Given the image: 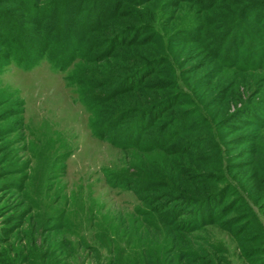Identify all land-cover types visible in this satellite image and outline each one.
I'll return each mask as SVG.
<instances>
[{
    "label": "rangeland",
    "instance_id": "374dc122",
    "mask_svg": "<svg viewBox=\"0 0 264 264\" xmlns=\"http://www.w3.org/2000/svg\"><path fill=\"white\" fill-rule=\"evenodd\" d=\"M161 1L157 6L162 5ZM198 2L181 1L171 18L174 29L200 15L202 6ZM32 3L28 0L27 6L30 8ZM89 4L90 0L79 9L73 29L80 26ZM110 5L105 3L103 8V3H97L93 12L97 28L109 20ZM204 14L203 10L201 15ZM13 15L18 24L28 25L26 16ZM49 22L53 23L51 14L47 21L42 20L38 31L49 30ZM164 26L165 23L160 24ZM7 27L0 26V31H6ZM62 30L63 25L58 21L51 34L60 42ZM97 32L88 33L89 38H96L97 44L93 48L86 44L81 46L85 51H81L83 55L71 59L68 65L55 67L47 55L38 59L40 48L28 51L27 46L13 52L17 59L6 60L0 65V117L20 111L0 119L2 264H147L146 256L153 264L171 262L169 257L174 253V244L155 212V207L162 205L164 200L155 195V190H143L137 195L126 186L113 184L118 178L141 182L149 173L160 170L164 151L147 147L149 135L156 131L159 120L148 116L145 131L132 130L135 131L133 144L129 147L117 145L119 140L115 138L111 141L101 136L103 97L112 89L97 84L101 83L97 79H103V65L113 58L104 55L109 50L103 43V36ZM12 33L16 44L22 46L16 38L17 32ZM239 36L237 32L233 35ZM243 42L240 36L238 43L241 45L236 48L240 54L239 63L252 59L248 57L250 41ZM225 55L226 49L221 53L222 57ZM260 74L264 75V69ZM132 115L114 128L113 133L127 127L128 135L135 116ZM18 118L23 125L15 128ZM13 128L16 130L6 133ZM96 128L100 129L99 136ZM250 131L251 128L239 124L222 131L225 136L223 150L233 154L231 165L249 160L245 152L243 154L246 144H241L239 138ZM260 132L258 143L264 151V127ZM239 171L237 167L233 169L238 178L234 181L246 194L248 204L253 205L255 220L247 222L246 204L243 206L244 201L238 200L234 201L230 214L231 218L240 220L233 224L234 229L241 231L238 236L218 223L202 224L193 231L179 230L182 244L177 248L194 252L197 264H204L207 258L213 264H253L245 256L244 249L253 253V260L264 261V209L259 204L255 206L248 197ZM153 198L159 201L157 205L151 200ZM232 199H236V195L226 196L223 203ZM219 203L222 204L220 199L209 208ZM186 220L192 221L193 217L182 215L177 221ZM225 221L221 218L220 222ZM238 237L243 242L239 243ZM177 261L186 264L184 260Z\"/></svg>",
    "mask_w": 264,
    "mask_h": 264
},
{
    "label": "trees",
    "instance_id": "16d2710c",
    "mask_svg": "<svg viewBox=\"0 0 264 264\" xmlns=\"http://www.w3.org/2000/svg\"><path fill=\"white\" fill-rule=\"evenodd\" d=\"M32 1L29 8L28 0H0V26H8L6 31H0V65L16 58L13 52L26 46L28 51L40 48L38 59L47 55L55 67L68 65L71 59L83 55L81 46L93 48L97 44L88 33L98 30L109 50L104 55L113 58L103 65V79H97L101 83L96 82L112 89L103 97L101 136L111 141L115 138L119 140L117 145L129 147L133 144L132 130L145 131L148 116L159 120L156 131L150 132L147 147L164 151L160 170L149 173L141 182L118 178L113 184L126 186L137 195L143 190H155V195L164 200L157 205L159 201L151 199L157 205L158 220L174 244L169 264H178V259L197 264L194 252L177 248L182 244L179 230L193 231L202 224L218 223L238 236L241 231L234 229L233 224L240 220L230 216L234 201H244L247 222H254V207L234 181L238 178L233 169L237 167L239 174L242 172L240 179L246 184L248 197L264 209V151L258 143L264 127V75L260 74L264 69V0H198L202 6L200 15L176 29L171 23L174 10L181 1L195 0H162L160 6L159 0H90L76 30V14L89 0ZM97 3H103V8L105 3L111 4L109 20L99 28L93 13ZM203 10L206 14L201 15ZM13 14L26 16L28 25L18 24ZM50 14L53 23L49 22V30L40 33L42 20L47 21ZM58 21L63 25L61 42L51 35ZM163 23L166 26L162 28ZM12 31L17 32L22 46L16 44ZM236 32L243 44L250 41L252 45L248 54L252 59L243 63H239L236 49L241 45L240 36L233 37ZM224 49L226 55L222 57ZM129 114L135 115L129 125L130 133L126 134L127 127L113 133ZM236 124L251 128L239 138L241 144H246L243 154L249 160L231 165L233 154L223 150L222 131ZM22 125L18 118L15 128ZM233 194L236 199L223 203L226 196ZM219 199L223 205L210 209ZM182 215L192 216L193 220L177 221ZM221 218L227 221L220 222ZM237 239L243 242L241 237ZM244 252L250 263L264 264L253 260V253ZM146 259L147 264H153L148 256ZM204 264L213 261L207 258Z\"/></svg>",
    "mask_w": 264,
    "mask_h": 264
}]
</instances>
